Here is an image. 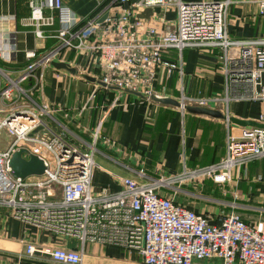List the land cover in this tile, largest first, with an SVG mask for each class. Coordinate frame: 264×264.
<instances>
[{
	"label": "built area",
	"instance_id": "1",
	"mask_svg": "<svg viewBox=\"0 0 264 264\" xmlns=\"http://www.w3.org/2000/svg\"><path fill=\"white\" fill-rule=\"evenodd\" d=\"M24 1L29 10L26 26L32 28L36 40H52L54 45L42 53L28 51L26 65L14 72L15 77L0 68V136L9 139L0 150V208L9 209L20 223L76 240L78 248L40 249L22 240L21 256L33 259L39 253L55 264H82L85 245L95 243L134 253L143 264L209 260L264 264V228L246 224L233 213L221 214L211 224L207 216L165 193L187 172L148 183L122 178L117 192H93L96 144L68 141L65 131L58 133L49 124L47 107L30 96L41 81L36 72L52 68L53 61L74 51L95 60L100 72V85L96 84L85 107L100 88L117 93L114 103L130 95L136 102L152 106L165 98L157 89L161 73L167 78L174 72L183 75L185 49L217 48L225 97L208 99L200 92L188 97L180 87L175 109L184 116L186 107L225 104L226 154L218 163L196 169L191 176L203 175L215 184H227L233 173L264 159V108L254 119V126H233L228 111V105L237 101L264 106V36L252 41L230 39L225 26L231 0H139V7H174L173 25L159 18L149 23L134 17L123 8L132 0H114L85 21L62 0ZM257 4L258 15L264 18V0ZM10 50L0 46V61L5 65L11 62ZM170 51H176L173 60L166 58ZM30 81L32 85L26 88ZM20 149L25 151L23 158L34 156L42 161L41 176L21 179L12 174L10 159ZM139 174L142 176V171ZM49 189H53L51 194Z\"/></svg>",
	"mask_w": 264,
	"mask_h": 264
},
{
	"label": "crops",
	"instance_id": "2",
	"mask_svg": "<svg viewBox=\"0 0 264 264\" xmlns=\"http://www.w3.org/2000/svg\"><path fill=\"white\" fill-rule=\"evenodd\" d=\"M113 1L62 0V3L78 19L85 21ZM259 1L262 0H231L225 26L230 39L252 41L264 36V18L257 10ZM138 2L132 0L123 8L145 22L153 23L159 18L164 24H174L175 15L171 12L160 13L159 7H139ZM28 14L24 0H0V46L11 49V62L5 65L13 73L11 77L26 65L28 51L42 53L54 45L52 40L35 39L32 28L25 23ZM218 55L217 48L185 49L182 52L183 75L174 72L167 78L161 73L158 91L174 101L180 87L188 97L200 92L203 98L223 99L224 77L218 70ZM166 58L175 59L176 51L168 52ZM57 62L64 64L66 69L52 67L36 72L41 81L30 96L38 105L47 107L51 116L49 124L58 133L65 131L68 141L96 144L95 156H100L103 164L95 163L91 179L93 192L101 189L117 192L120 189L118 181L122 178L148 183L187 172L182 181L176 180L165 190L177 203L207 216L211 224L216 223L221 214L233 213L246 224L264 228V159L236 171L232 181L223 185L215 184L207 176H191L196 169L218 163L226 154L225 104L209 103L206 107L218 111L221 119L189 112L181 116L173 106L159 103L147 106L130 95H123L120 103H114L117 93L100 88L96 98L85 107L100 76L95 60L83 52L67 51ZM32 83L30 81L25 87ZM263 108L258 102L237 101L228 105L231 118L249 122H253ZM103 139L108 142L104 143ZM22 240L40 249L78 248L76 240L20 223L11 216L9 209L0 208V264H55L39 253L33 259L22 257ZM134 260L140 259L117 247L88 243L83 249L82 264H134ZM195 264L220 262L209 260Z\"/></svg>",
	"mask_w": 264,
	"mask_h": 264
},
{
	"label": "water",
	"instance_id": "3",
	"mask_svg": "<svg viewBox=\"0 0 264 264\" xmlns=\"http://www.w3.org/2000/svg\"><path fill=\"white\" fill-rule=\"evenodd\" d=\"M106 16L107 14H105L98 22L99 23L103 22ZM55 66L58 69H66V66L64 64H58ZM156 102L162 105H169L173 107L179 106V104L176 101L172 99H167V98L157 99ZM186 111L191 114L203 115V116H208V117L216 118V119L222 118V115L218 111L201 108V107H186ZM230 122L236 126L256 125L253 122L243 121V120L234 119V118H231ZM24 152L25 151L23 149H20L12 155L10 159V163H9V166L12 170V174L15 177H18L21 179H25L30 176H41L44 172V165L42 161L34 156H29L28 159H25L22 157V154Z\"/></svg>",
	"mask_w": 264,
	"mask_h": 264
},
{
	"label": "rangeland",
	"instance_id": "4",
	"mask_svg": "<svg viewBox=\"0 0 264 264\" xmlns=\"http://www.w3.org/2000/svg\"><path fill=\"white\" fill-rule=\"evenodd\" d=\"M159 11H160V13H161V11L162 12L167 11V13L171 12L172 14L175 15V8L174 7H172V8H160ZM175 20H176V18L174 19V23H175ZM170 25H173V24H170ZM87 35H88V33H87ZM58 64H62V63L53 61L52 67L55 68V69H58L55 66V65H58ZM0 68L1 69H6L5 66H2ZM88 79L90 80V78H88ZM91 81L94 82L95 80L91 79ZM95 83L100 85V81L99 80H96ZM8 140L9 139L4 134H2V136H0V150H2L4 147H6V144H7ZM94 161H95L96 164L97 163L98 164H103L102 158L100 156H98V155L94 157ZM94 169H96V168L94 167ZM52 192H53V189H49L48 193L51 194ZM134 264H143V263L140 260L139 261L138 260H136V261L134 260Z\"/></svg>",
	"mask_w": 264,
	"mask_h": 264
},
{
	"label": "trees",
	"instance_id": "5",
	"mask_svg": "<svg viewBox=\"0 0 264 264\" xmlns=\"http://www.w3.org/2000/svg\"><path fill=\"white\" fill-rule=\"evenodd\" d=\"M0 67H2V66H5V64L2 62V61H0Z\"/></svg>",
	"mask_w": 264,
	"mask_h": 264
}]
</instances>
